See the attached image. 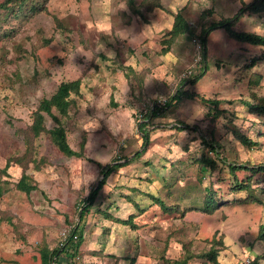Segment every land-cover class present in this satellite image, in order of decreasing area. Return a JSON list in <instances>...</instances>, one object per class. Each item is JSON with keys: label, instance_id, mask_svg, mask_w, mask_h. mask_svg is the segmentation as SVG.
<instances>
[{"label": "rangeland", "instance_id": "rangeland-1", "mask_svg": "<svg viewBox=\"0 0 264 264\" xmlns=\"http://www.w3.org/2000/svg\"><path fill=\"white\" fill-rule=\"evenodd\" d=\"M251 1L0 0V264H42L40 248L57 246L77 222L84 242L62 264H165L187 249L195 254L188 264H253L257 256L264 264V174L231 168L264 164V113L246 103L264 100V48L216 29L205 60L194 41ZM177 13L194 35L173 38ZM262 14H245L235 29L264 34ZM202 65L205 74L192 84L190 70ZM75 79L81 88L68 112L53 109L82 154L67 156L52 138L53 116L45 115L37 136L31 125L40 102ZM179 89L198 96L145 116ZM141 122L150 135L145 147ZM242 134L257 145H244ZM113 160L123 165L80 220ZM23 176L30 193L18 188ZM211 194L219 206L209 214ZM211 248L216 261L201 255Z\"/></svg>", "mask_w": 264, "mask_h": 264}, {"label": "trees", "instance_id": "trees-1", "mask_svg": "<svg viewBox=\"0 0 264 264\" xmlns=\"http://www.w3.org/2000/svg\"><path fill=\"white\" fill-rule=\"evenodd\" d=\"M131 7H135V0H128ZM6 6L5 2L0 4V8ZM264 13V0H253L250 3H244L237 12L232 17H224L219 20H214L211 22L207 27L202 29L201 32V44L203 46L202 53L203 57L206 60L207 56V37L210 34L211 31L216 29H224L228 35L240 42H246L251 45L255 46H261L264 48V34H259L256 32H250V31H243V30H237L235 29V26L239 22V20L244 17L245 14L247 15H263ZM188 32L189 34L194 35V30L191 27V25L188 24L187 20L181 13L176 14V19L173 24V27L171 29V33L173 38L178 36L181 33ZM260 57H255L252 59L251 65L255 64ZM207 69V65H202L199 67V72H195L192 74V69L190 70L189 74V81L192 84H196L199 79L205 74V70ZM81 88V80L75 79L71 81L62 82L57 91L50 97V98H44L39 105V108L34 113V121L31 125V131L34 133L35 136L39 135L41 132L46 130V124L45 115H51L53 118L58 122V125L54 127L51 130L52 138L60 148V150L66 154L67 156H81V152L74 150L67 138V133L64 128V126L59 122L58 117L53 113V109L55 108L60 113L65 114L68 112L70 106L73 103L72 93L73 92H79ZM198 96L197 93L191 92L184 89H179L178 92L174 95H172L170 98H168L164 103H156L155 106L149 107L148 111L146 112L145 116L150 119L153 117H157L162 115V113L165 112L167 107H171L173 102H179L182 98H195ZM205 99V98H203ZM206 101H210L211 103L214 102L216 106L219 105L220 100H209L205 99ZM251 109H254L256 111H261L264 113V100L262 101V104H251L246 102ZM146 123L141 122L139 124L140 133L145 139V142L143 144V147H145L146 144L149 143V133L144 128ZM241 141L246 146H253L257 145V142L252 141L248 136L245 134H242L239 136ZM211 148L217 151V148L212 145ZM142 154V151H137L136 157L140 156ZM206 161V159H205ZM207 163L213 165L214 161L207 159ZM123 164L113 160L112 162H109L102 166V174L103 178L98 182V184L91 189V192L86 199V203H84V207L81 208V211L79 213L80 220H83L85 214L88 213L90 205H93L96 198L99 195V192L101 188L104 186V184L107 181V178L110 176V174L115 171L117 168L122 166ZM232 170L236 169H251L253 172H262L264 174V164L255 165L251 167V165L246 164H231ZM27 176H23L21 181L19 182L18 188L19 190L23 192L30 193L34 186L30 185L26 182ZM237 188L238 189H246V187H249L248 184H243L242 182L237 181ZM5 191L0 189V196L3 195ZM157 202L164 208L169 209L167 205L162 201L160 198H157ZM219 206V202L215 199L214 195H209L206 197L204 201L203 210L208 212L209 214L214 213V211ZM120 222L124 224L130 223L129 219H121ZM85 238V229L84 227L77 222V224L71 229V232L67 235L64 234V238L55 246L54 248H49L48 246L40 248L41 258H42V264H62L60 262V257L62 255L66 256L70 260H75L78 256L80 247L82 246V243L84 242ZM258 239L264 241V224L261 225ZM218 249L217 248H211L210 250H204V252L201 255H205L209 258L211 261H216L218 257ZM195 254L192 251H187L185 254L180 256L176 259H170L165 258V264H188L191 257ZM264 256V255H263ZM262 258L261 256H257L255 260H253V264H260L259 259ZM134 259V258H133ZM134 261V260H133Z\"/></svg>", "mask_w": 264, "mask_h": 264}, {"label": "built area", "instance_id": "built-area-1", "mask_svg": "<svg viewBox=\"0 0 264 264\" xmlns=\"http://www.w3.org/2000/svg\"><path fill=\"white\" fill-rule=\"evenodd\" d=\"M194 41H195V44H196V46H197L198 51H199V52L202 51L203 46H202V44H201V41H200V40H197V39H194ZM65 234H66V233H65Z\"/></svg>", "mask_w": 264, "mask_h": 264}]
</instances>
